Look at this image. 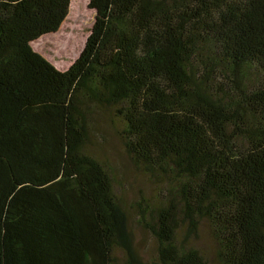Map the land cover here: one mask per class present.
<instances>
[{
  "label": "trees",
  "instance_id": "1",
  "mask_svg": "<svg viewBox=\"0 0 264 264\" xmlns=\"http://www.w3.org/2000/svg\"><path fill=\"white\" fill-rule=\"evenodd\" d=\"M71 3L0 0V264H210L204 223L221 264H264V0H90L60 70L33 43ZM104 122L155 198L126 204Z\"/></svg>",
  "mask_w": 264,
  "mask_h": 264
},
{
  "label": "rangeland",
  "instance_id": "2",
  "mask_svg": "<svg viewBox=\"0 0 264 264\" xmlns=\"http://www.w3.org/2000/svg\"><path fill=\"white\" fill-rule=\"evenodd\" d=\"M89 2L90 0H72L70 12L60 29L33 43L34 48L60 70L68 69L85 47L95 17V11L89 6ZM102 128L104 133L98 134V145L94 146L93 151L108 160L114 168L117 189L126 204L133 205L142 197L155 198L160 190L159 185L132 165L113 126L104 122ZM135 235L144 260L153 259L156 255L155 240L141 228L135 229ZM195 243L207 255L210 264H221L217 258V243L207 223L201 227Z\"/></svg>",
  "mask_w": 264,
  "mask_h": 264
}]
</instances>
